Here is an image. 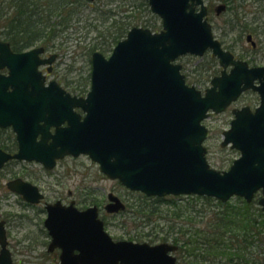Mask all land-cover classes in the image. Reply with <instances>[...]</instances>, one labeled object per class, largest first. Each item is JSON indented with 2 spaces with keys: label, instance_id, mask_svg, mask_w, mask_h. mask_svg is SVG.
<instances>
[{
  "label": "water",
  "instance_id": "1",
  "mask_svg": "<svg viewBox=\"0 0 264 264\" xmlns=\"http://www.w3.org/2000/svg\"><path fill=\"white\" fill-rule=\"evenodd\" d=\"M149 4L161 17L162 30L133 27L110 57L94 52L86 96H73L57 81L46 85L39 67L49 64L51 71L56 55L42 58L44 47L16 53L0 40V70L9 69L8 75L0 73V126H12L19 144L15 154L0 149V169L18 159L51 170L66 156L85 154L108 178L149 197L200 195L227 202L239 196L251 202L261 192L264 211V66L250 67L223 48L213 34L204 0ZM226 9L221 4L216 12ZM252 39L248 35L255 47ZM209 50L223 70L203 94L186 83L182 65L175 61ZM247 90L258 92L260 105L233 110L235 117L221 143L232 144L241 156L229 170H216L207 161L204 142L210 130L203 121L226 111ZM8 188L30 203L44 198L38 186L20 178ZM109 201V213L126 209L114 194ZM47 210L50 251L62 249L60 264H176L171 252L177 245L115 241L97 206L79 210L55 203ZM0 246V264H13L3 220Z\"/></svg>",
  "mask_w": 264,
  "mask_h": 264
},
{
  "label": "rangeland",
  "instance_id": "2",
  "mask_svg": "<svg viewBox=\"0 0 264 264\" xmlns=\"http://www.w3.org/2000/svg\"><path fill=\"white\" fill-rule=\"evenodd\" d=\"M205 2L210 10L209 22L213 26L214 35L223 46L238 58L250 62L252 66L264 65V0H231V2L205 0ZM41 3L46 2L41 0ZM133 3L131 0H97L86 4L80 8L76 18L72 20L73 25L65 32L58 33L53 42L49 45L38 42L35 46H45L48 56L57 55L52 72L48 74L49 80L58 81L70 92L77 87L85 88V83H87L86 89H90V80H86L92 71L90 49L96 41L103 38L99 36V31L106 36L112 23V19L104 21L107 15L102 11L111 8L122 11L115 17L120 20L119 24L129 21L135 27L157 21L161 25V19L158 16L155 18V14H149L142 8L129 12L123 11ZM220 4H226L228 8L217 15L216 9ZM130 9H133L132 6ZM127 13L133 15L128 20L124 17ZM248 35H252L255 47L248 42ZM111 53L108 51L105 55L109 56ZM178 62L183 65V72L188 82L202 91L211 85V78L219 75L221 71L218 60L211 53L203 57L182 56ZM43 70L46 71V67ZM257 104H259L258 94L249 91L232 108L245 105L255 107ZM232 108L219 115L213 114L204 122L211 130L210 138L205 143L209 151L208 162L217 170H228L233 161L240 156L238 151L230 147H221L223 131L230 127L233 119ZM8 135L0 133V144L11 143V140L6 141ZM11 176L22 177L46 190L49 199H54L61 194L67 195V191L71 189L78 202H81L79 207L93 205L99 207L100 218L105 222L106 230L115 240L157 244L163 241H157L156 235L166 234L171 225H175L176 229L181 226L190 229L188 225L194 223L193 229L204 230L214 221L218 212L227 208L219 205L216 199L207 201L199 196H168L166 201L161 202L156 198H146L141 193L128 190L118 181L109 179L88 155L66 158L58 162L52 171H47L37 162L13 161L3 170L0 178V220H8L6 229L14 264H59L60 262L58 255L48 252L45 245L47 242L44 226L46 215L41 212L42 206L28 207L20 195L11 192L6 185ZM109 193H114L122 199L127 205L126 211L113 215L107 213L105 206ZM240 199L232 198L227 203L228 207H243ZM175 211L182 214L181 217ZM150 212L151 219L147 218ZM183 223L185 225H182ZM135 234L143 235V238L139 239ZM147 234L150 236L144 237ZM40 242H44V245ZM185 251L181 249L177 252L179 264H198L195 260L199 264H234L236 261L233 259L229 262V256L221 255L214 261V256H208L209 254L205 252V258H187Z\"/></svg>",
  "mask_w": 264,
  "mask_h": 264
},
{
  "label": "trees",
  "instance_id": "3",
  "mask_svg": "<svg viewBox=\"0 0 264 264\" xmlns=\"http://www.w3.org/2000/svg\"><path fill=\"white\" fill-rule=\"evenodd\" d=\"M57 1L45 0L46 3L42 4L41 0H0V38L9 41L15 51H24L38 42L49 45L58 33L65 32L73 25L72 20L76 18L80 8L89 4L88 0ZM131 1L134 2L130 4L133 9H130L128 5L123 11L129 12L142 8L151 14L148 0ZM224 1L231 2V0ZM117 10L111 8L102 11L107 15L104 21L112 19V23L106 36L99 31V36L103 38L91 46L90 52L99 50L106 54L112 51L133 27L129 21L119 24L120 20L115 17L122 11ZM131 16L133 15L127 13L124 17L128 20ZM154 17L156 18V15ZM143 27L159 30L161 25L155 21L143 23ZM86 80H90V74ZM86 84H84L85 88L77 87L73 92L79 95L86 93ZM203 198L207 201L211 200L209 197ZM156 200L166 201L167 197H157ZM240 200L243 202V207L240 208L233 206L229 208L228 204L218 201L219 205L227 208L218 212L214 221L204 230L193 229L194 223L188 225L190 229H185L183 226L176 229L175 225H171L166 234L159 235L160 237L156 235L155 238L158 239L157 241L172 240L180 244L181 249L186 250L187 258H205V252L209 254L208 256L213 255L214 261L221 255L229 256V262L236 260L234 264H264V212L258 205V201L255 200L249 204ZM150 211L154 213L153 210ZM175 213L180 217L182 215L176 211ZM150 214L151 212L147 214L149 219H151ZM135 235L139 239L143 238V235ZM195 262L199 264L198 261L195 260Z\"/></svg>",
  "mask_w": 264,
  "mask_h": 264
},
{
  "label": "flooded vegetation",
  "instance_id": "4",
  "mask_svg": "<svg viewBox=\"0 0 264 264\" xmlns=\"http://www.w3.org/2000/svg\"><path fill=\"white\" fill-rule=\"evenodd\" d=\"M247 93V92H246ZM246 93H244L243 95H245ZM242 95V96H243ZM241 96V97H242ZM240 97V98H241ZM239 98V99H240ZM238 102V101H237ZM243 107V106H242ZM232 108V107H231ZM234 108L235 107H233L232 109H231V111L232 110H234ZM237 108V107H236ZM79 112L82 114V115H84V113L81 111V110H79ZM52 132H54V129H52L51 130ZM0 133H7V134H9L8 135V137H7V140L6 141H9V140H11L10 142V144H0V148H2L3 150H5L6 152H8V153H15V152H17L18 151V143H17V141H16V135H15V133H14V131L12 130V128H0ZM13 136L15 137V140H14V142H13ZM66 158H69V157H66ZM66 158H64V159H66ZM64 159H62V160H60V161H58V162H62ZM13 161H16V160H11V161H9V162H7L4 166H3V168H1L0 169V178H1V175H2V172H3V170H5L7 167H8V165L9 164H11V162H13ZM58 162H57V165H58ZM43 166V165H42ZM44 167V166H43ZM45 168V167H44ZM56 168V167H55ZM54 168V169H55ZM46 169V168H45ZM54 169H52V170H54ZM47 171H52V170H48V169H46ZM23 179L22 177H19V176H15V177H12L11 176V178L8 180V182H7V188H8V183L10 182V181H12V180H16V179ZM23 180H25V179H23ZM26 181V180H25ZM9 189V188H8ZM40 189V191L44 194V199L39 203V204H32V203H29V202H27L26 200H24V197L23 196H21L22 197V199L25 201V205L26 206H28V207H31V208H37V207H41V212L43 213V214H45L46 215V217H47V215H48V210H47V206L48 205H51V204H55V203H59V204H61V206H63V207H65V208H67V207H69L70 205H74L76 208H78L79 210H85V209H87L88 207H91V206H85V207H79L78 205H80L81 204V202H78V200H77V197H75V195H74V191H72L71 189H69L68 191H67V195H64V194H61V195H59V196H57L56 198H54V199H49L48 198V195L46 194V190H44V189H41V188H39ZM110 194V193H109ZM118 196V195H117ZM84 200L86 201V198H84ZM86 203V202H85ZM108 203H109V200L107 201V205H108ZM105 204V205H106ZM106 205V206H107ZM97 206V205H96ZM106 206H105V210H106ZM126 207H127V205H126ZM99 208V207H98ZM107 211V210H106ZM124 212V211H123ZM107 213H109V212H107ZM122 213V212H121ZM109 214H111V215H113L112 213H109ZM114 214H118V213H114ZM99 216H100V209H99ZM5 221V225H6V227H7V223H8V220H4ZM44 222H45V220H44ZM47 231V232H46ZM46 231H45V234H46V243H45V245H46V247H47V251L48 252H50V253H56L58 256V258H59V262H60V253L62 252V249L61 248H59V247H55L53 250H51L50 251V245H51V243H52V241H53V238H52V236L50 235V233H49V231L46 229ZM7 236H8V233H7ZM9 237V236H8ZM32 240H35L34 238H31ZM9 241V240H8ZM36 241H38V240H36ZM32 243H34V241H32ZM40 244H43L44 245V242H40ZM34 245V244H33ZM177 252H179V250L178 251H176L175 252V255H176V257H177V263L176 264H179V258H178V256H177ZM60 264V263H59Z\"/></svg>",
  "mask_w": 264,
  "mask_h": 264
}]
</instances>
